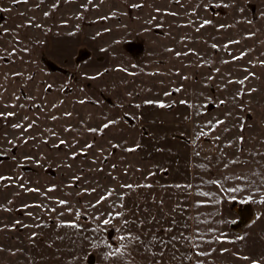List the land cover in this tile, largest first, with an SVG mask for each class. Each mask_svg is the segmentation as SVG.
Instances as JSON below:
<instances>
[{
  "label": "rangeland",
  "instance_id": "374dc122",
  "mask_svg": "<svg viewBox=\"0 0 264 264\" xmlns=\"http://www.w3.org/2000/svg\"><path fill=\"white\" fill-rule=\"evenodd\" d=\"M262 62L264 0H0V113H13L0 116V264H112L101 241L118 246L119 233L91 218L117 200L150 235L169 213L190 225L164 264H264ZM126 246L115 264L157 251Z\"/></svg>",
  "mask_w": 264,
  "mask_h": 264
},
{
  "label": "snow or ice",
  "instance_id": "6c2138e0",
  "mask_svg": "<svg viewBox=\"0 0 264 264\" xmlns=\"http://www.w3.org/2000/svg\"><path fill=\"white\" fill-rule=\"evenodd\" d=\"M12 2L15 4L17 2V0H12ZM59 2V0H58ZM85 7H87V5H84ZM53 7H55V5H53ZM205 7H207V5H205ZM167 10V9H165ZM157 11H159V9H157ZM192 11H195V9H192ZM242 11V9H241ZM45 15H47V13H45ZM211 23V21L209 20H204L203 24H209ZM221 27H223L221 25ZM5 31H7L5 29ZM247 35H252V33H246ZM17 39H19V37H17ZM231 43V42H230ZM13 52L16 51L15 48L12 49ZM25 51H28L27 48H25ZM177 55H180V53H177ZM241 55H243V53H241ZM235 58V57H234ZM264 63V62H262ZM117 67H121L120 65H117ZM248 91H252V89H248ZM239 94V93H238ZM131 95V93H130ZM165 96H167V93H165ZM144 103L146 104H157L160 106H164L166 104V101L164 99H157V100H146L144 101ZM174 103V102H173ZM184 103H187V101H184ZM67 115H70V113H66ZM2 115H13V113H0V116ZM111 123V122H109ZM205 123H208L207 121ZM223 123L222 119H217L215 120V123L212 124V127L214 128L216 125H220ZM31 126V125H29ZM107 125H105L106 127ZM16 127H19V125L17 124ZM69 127H71V125H69ZM241 127H244V125H241ZM90 131H94L92 129H90ZM225 131H227V129H225ZM209 132H205L202 135H208ZM217 139H219V137H217ZM239 140L243 141L245 138L243 136L238 137ZM61 143H63V141H61ZM225 143L231 145L233 143L232 140H227L225 141ZM135 147V146H134ZM71 155L75 156L76 153L73 152L71 153ZM196 155H199V153H197ZM37 163H39V161H37ZM115 167V165L113 166ZM125 171H127V169H125ZM149 176H152L153 173L149 172L148 173ZM234 178V177H233ZM5 179V177L0 176V180ZM215 183H221L220 180L215 181ZM21 187H23V185H21ZM50 187H56V185H50ZM126 188H131L134 187L133 185H125ZM176 187H181V185H176ZM189 188H191V185H188ZM239 187L237 186V191H239ZM254 191H256L258 194L261 192V189L259 188H254ZM84 191H95V189H85ZM114 190H109L108 192L105 193V195L100 196L99 200L95 201L94 203H90L88 206L89 207H94L95 205L100 204L101 201L105 200L106 196L110 197L113 194ZM121 196H125L126 193L122 192L120 193ZM261 202H264V194H261L259 196ZM58 203L61 205H67L69 203V201L66 200H62V199H58ZM153 199L155 200V197H153ZM183 199V197H182ZM248 200H252L254 199L253 196L249 195L247 196ZM163 201H160V204L163 205ZM196 203H204V201L202 200H197ZM119 204L120 205V209L117 210L116 209V205ZM25 207H27L25 205ZM111 207L113 208V211L111 212H107V213H102V212H96L95 216L96 217H101L103 216L104 218L102 220H96L95 218H91V223H92V227L95 228L97 231H99L101 229L102 226H112L114 227L115 231L119 233V235L117 237H115V242L118 244V246H113V241H108V240H102L101 242L104 243L106 245V248L108 250L104 251L103 254L106 258L111 257L112 258V264H115L116 261H118L119 257L121 254L123 253H127L128 252V247L126 246L127 244H131L132 245V251L134 252H139V248L141 245L144 246V248L146 250H150L151 248H156L157 251L153 252L152 257H151V264H164L163 261V252L164 250L168 247V241L169 240H173V241H178V242H183L182 236H181V231H187L190 227V225H188L185 222V219L180 217V216H172L171 213H169L168 215L171 217L169 220L166 221V226L164 225H158L159 227H164V236H161L159 233H152L151 235L149 234V232L144 228L141 227L142 225H144L146 223L144 218H141L140 216H138L136 213L139 212V207H137L136 209V213H134L132 211L131 208L126 206V201H114L111 205ZM184 207H187V205H185ZM176 209H179L180 211H183V209L181 208L180 205H176L174 207V211ZM66 211L68 213H73L74 209L73 208H67ZM145 211H147V208H145ZM127 213V216H125V214ZM76 216L81 215L80 212H76L75 213ZM114 219H118V226L116 224L113 223ZM149 220L154 221L156 218L154 216H149L148 217ZM17 224H19L20 222L17 221ZM59 224L61 225H69L72 227H76V228H81V227H86L84 225H81L76 219H69V220H64L61 219L59 220ZM133 225H135V227H133ZM16 225H8V227H15ZM173 230L176 231L175 235L169 236L168 234L170 232H172ZM200 228L197 227L195 229L196 233L200 232ZM38 235L36 232L32 233V236H36ZM141 237H143V240H141ZM151 239V241L153 242L151 245L146 244L145 242L147 240ZM187 241L190 242L191 248L196 250L199 255L201 256H207L208 253L207 252H200V244L197 241H203L206 238L205 237H199L196 235H191L188 236ZM219 239H228L227 236H220ZM126 241V243H125ZM163 246V247H161ZM0 247H2V245H0ZM209 251H211V248L209 247ZM220 251H225L224 249H220ZM161 256V260H157L156 256L157 255ZM239 255V253H237ZM188 255H191V253L189 252ZM174 259V257H173ZM196 264H203L202 260L197 259L196 260ZM251 264H262V262L260 260L257 259H253L251 261Z\"/></svg>",
  "mask_w": 264,
  "mask_h": 264
},
{
  "label": "flooded vegetation",
  "instance_id": "af4514ba",
  "mask_svg": "<svg viewBox=\"0 0 264 264\" xmlns=\"http://www.w3.org/2000/svg\"><path fill=\"white\" fill-rule=\"evenodd\" d=\"M252 212V216H253V211L252 209L250 208V206L248 207H238L237 208V214H238V217H239V222H242V221H246V218L249 216V214ZM253 218V217H252Z\"/></svg>",
  "mask_w": 264,
  "mask_h": 264
},
{
  "label": "water",
  "instance_id": "95a60500",
  "mask_svg": "<svg viewBox=\"0 0 264 264\" xmlns=\"http://www.w3.org/2000/svg\"><path fill=\"white\" fill-rule=\"evenodd\" d=\"M246 206V205H245ZM245 206H243L241 203L240 204H238V207H245ZM252 212L249 214V216L246 218V221H248V220H251L252 219Z\"/></svg>",
  "mask_w": 264,
  "mask_h": 264
},
{
  "label": "trees",
  "instance_id": "16d2710c",
  "mask_svg": "<svg viewBox=\"0 0 264 264\" xmlns=\"http://www.w3.org/2000/svg\"><path fill=\"white\" fill-rule=\"evenodd\" d=\"M235 203H236V202H235ZM247 206L249 207V205H248V204L246 205V207H247ZM249 221H250V220H248V221H245V222H249Z\"/></svg>",
  "mask_w": 264,
  "mask_h": 264
},
{
  "label": "crops",
  "instance_id": "0c3cea01",
  "mask_svg": "<svg viewBox=\"0 0 264 264\" xmlns=\"http://www.w3.org/2000/svg\"><path fill=\"white\" fill-rule=\"evenodd\" d=\"M187 182V181H186ZM229 246H231V245H229Z\"/></svg>",
  "mask_w": 264,
  "mask_h": 264
}]
</instances>
